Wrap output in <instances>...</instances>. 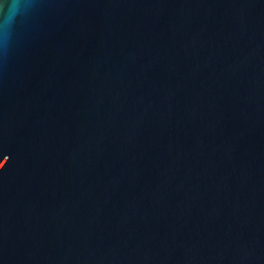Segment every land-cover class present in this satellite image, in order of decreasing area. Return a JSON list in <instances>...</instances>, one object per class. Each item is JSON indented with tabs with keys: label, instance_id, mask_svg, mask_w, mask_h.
I'll list each match as a JSON object with an SVG mask.
<instances>
[{
	"label": "water",
	"instance_id": "obj_1",
	"mask_svg": "<svg viewBox=\"0 0 264 264\" xmlns=\"http://www.w3.org/2000/svg\"><path fill=\"white\" fill-rule=\"evenodd\" d=\"M0 264H264V0H0Z\"/></svg>",
	"mask_w": 264,
	"mask_h": 264
}]
</instances>
